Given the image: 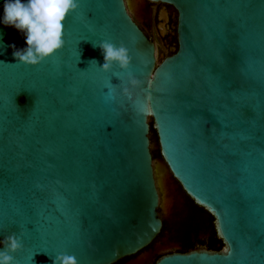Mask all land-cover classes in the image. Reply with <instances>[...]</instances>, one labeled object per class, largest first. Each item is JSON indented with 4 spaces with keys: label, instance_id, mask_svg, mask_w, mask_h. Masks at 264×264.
<instances>
[{
    "label": "water",
    "instance_id": "obj_1",
    "mask_svg": "<svg viewBox=\"0 0 264 264\" xmlns=\"http://www.w3.org/2000/svg\"><path fill=\"white\" fill-rule=\"evenodd\" d=\"M148 1L159 19L165 5L177 12V47L160 61L125 0H79L64 46L36 66L13 58L25 37L0 23V240L20 236L15 264L59 253L114 264L151 244L163 221L150 118L171 175L223 242L154 264H264V0ZM104 40L129 49L131 99L128 72L99 68Z\"/></svg>",
    "mask_w": 264,
    "mask_h": 264
},
{
    "label": "clouds",
    "instance_id": "obj_2",
    "mask_svg": "<svg viewBox=\"0 0 264 264\" xmlns=\"http://www.w3.org/2000/svg\"><path fill=\"white\" fill-rule=\"evenodd\" d=\"M79 7V0H4L3 17L0 20L5 26L14 27L23 33L25 44L23 49L9 45L13 49V58L20 64L36 66L62 49L64 46V20ZM102 52L104 63L99 66L101 71L107 72L113 66L122 72H128L132 62L129 49L122 43L117 45L108 40L93 44ZM96 63L95 60L90 63ZM83 71V70H81ZM119 79V76H117ZM111 83V82H110ZM140 81L128 72L126 84L122 87V94L132 98L131 90L140 86ZM112 84L109 92L115 88ZM0 264H15L13 253L23 248L20 236L9 234L0 240ZM52 264H78L74 255L59 253L55 255Z\"/></svg>",
    "mask_w": 264,
    "mask_h": 264
},
{
    "label": "flooded vegetation",
    "instance_id": "obj_3",
    "mask_svg": "<svg viewBox=\"0 0 264 264\" xmlns=\"http://www.w3.org/2000/svg\"><path fill=\"white\" fill-rule=\"evenodd\" d=\"M126 6L134 22L139 26V28L144 32V34L149 38V40H151L154 43L156 59L158 58L157 56H158L159 44H162L167 48L163 56L170 55L173 52L172 48L177 47V36H176L177 12L174 9V7H172L171 5H165L164 9L167 13V20L159 19V12L163 5L161 3H153L148 0H145L143 1L142 4L139 5L136 4V8L137 9L139 8V12L141 13V17H142L141 20H139L130 10L127 2H126ZM161 22L164 24L163 27L159 26ZM153 168H154V164H153ZM155 181L158 188L156 175H155ZM168 186H169L168 194L170 198L168 197L169 199L167 200L168 203L167 217L163 215V213L160 210V207L158 208L159 217L165 223L166 229H165V233L161 235V237L158 238L157 240L166 238V240H168L169 242L174 243L176 245L174 248H176L178 247L177 245L179 243L177 232L178 229L180 228V224L183 222L186 215V210L184 207L185 192L178 183V181L173 178V176L171 177V181H168ZM158 192H159V201L161 203L162 198L160 195L159 188H158ZM197 236L198 238H200V237H204L205 235L203 236V233L200 232V234ZM157 240L154 243H152L150 246H147L146 248H144L137 254L133 255L132 257H130L121 264H127L130 261L136 259L142 253L151 250L152 247H154ZM170 250L171 249L153 253L151 260L153 261L157 256L159 257L163 254H167L168 251L171 252Z\"/></svg>",
    "mask_w": 264,
    "mask_h": 264
},
{
    "label": "trees",
    "instance_id": "obj_4",
    "mask_svg": "<svg viewBox=\"0 0 264 264\" xmlns=\"http://www.w3.org/2000/svg\"><path fill=\"white\" fill-rule=\"evenodd\" d=\"M149 139H150V151L152 154L153 161L156 159L162 158L160 155L157 136L155 129L152 125L151 118L149 119ZM185 192V191H184ZM184 207L186 210V215L183 222L180 224V228L178 229L177 235L179 238L178 247L172 248L171 252H185L194 247L204 246L211 250H220L223 248L222 240L217 236L215 226H214V218L213 216L205 210L203 207L197 205L192 198H190L186 193H184ZM166 225L163 222L160 233L157 237L151 242L154 243L158 238L161 237L165 233ZM192 231H201L204 237L198 238L196 235H191ZM149 244L148 246H150ZM167 252V253H171ZM132 256L125 257L114 264H121L125 262ZM158 257V256H157ZM157 257L151 262L154 264Z\"/></svg>",
    "mask_w": 264,
    "mask_h": 264
},
{
    "label": "rangeland",
    "instance_id": "obj_5",
    "mask_svg": "<svg viewBox=\"0 0 264 264\" xmlns=\"http://www.w3.org/2000/svg\"><path fill=\"white\" fill-rule=\"evenodd\" d=\"M145 0H126L130 10L133 12V14L141 20V13L139 12V8H136V4H142ZM167 50L166 46H163L162 44L158 45V58L157 61H160L162 56L164 55V52ZM154 169H155V175L156 180L158 184V188L160 191V195L162 198V202L160 203V210L163 213L165 217H167L168 214V203L167 200L170 198L168 194V181H171V173L169 169L167 168L165 162L162 158H158L153 161ZM169 197V198H168ZM201 231H193L192 235H199ZM176 245L174 243L169 242L166 240V238L159 239L155 243L154 247H152L151 250L146 251L145 253H142L140 256H138L136 259L130 261L127 264H150L151 263V257L152 254L155 252H160L164 250H169L174 248Z\"/></svg>",
    "mask_w": 264,
    "mask_h": 264
},
{
    "label": "snow or ice",
    "instance_id": "obj_6",
    "mask_svg": "<svg viewBox=\"0 0 264 264\" xmlns=\"http://www.w3.org/2000/svg\"><path fill=\"white\" fill-rule=\"evenodd\" d=\"M66 27V25H64Z\"/></svg>",
    "mask_w": 264,
    "mask_h": 264
}]
</instances>
